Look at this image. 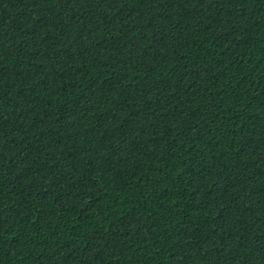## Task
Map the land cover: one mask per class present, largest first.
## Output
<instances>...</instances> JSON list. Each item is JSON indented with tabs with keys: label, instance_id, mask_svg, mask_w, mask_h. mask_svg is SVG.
Segmentation results:
<instances>
[{
	"label": "trees",
	"instance_id": "obj_1",
	"mask_svg": "<svg viewBox=\"0 0 264 264\" xmlns=\"http://www.w3.org/2000/svg\"><path fill=\"white\" fill-rule=\"evenodd\" d=\"M0 264H264V0H0Z\"/></svg>",
	"mask_w": 264,
	"mask_h": 264
}]
</instances>
